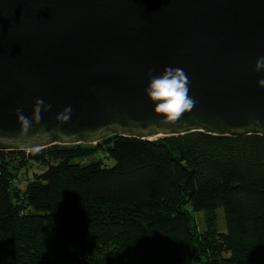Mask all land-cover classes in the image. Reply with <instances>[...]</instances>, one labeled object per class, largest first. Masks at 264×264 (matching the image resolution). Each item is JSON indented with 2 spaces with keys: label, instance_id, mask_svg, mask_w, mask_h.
<instances>
[{
  "label": "water",
  "instance_id": "1",
  "mask_svg": "<svg viewBox=\"0 0 264 264\" xmlns=\"http://www.w3.org/2000/svg\"><path fill=\"white\" fill-rule=\"evenodd\" d=\"M261 56L264 0H0V150L113 135L264 136ZM169 66L184 70L196 101L177 121L145 93L149 69ZM37 99L51 105L39 123ZM66 107L69 120L57 119Z\"/></svg>",
  "mask_w": 264,
  "mask_h": 264
},
{
  "label": "trees",
  "instance_id": "2",
  "mask_svg": "<svg viewBox=\"0 0 264 264\" xmlns=\"http://www.w3.org/2000/svg\"><path fill=\"white\" fill-rule=\"evenodd\" d=\"M99 149L111 166L83 163ZM31 163L41 169L20 190ZM187 206L204 212L202 231ZM0 264H264V136L0 150Z\"/></svg>",
  "mask_w": 264,
  "mask_h": 264
},
{
  "label": "clouds",
  "instance_id": "3",
  "mask_svg": "<svg viewBox=\"0 0 264 264\" xmlns=\"http://www.w3.org/2000/svg\"><path fill=\"white\" fill-rule=\"evenodd\" d=\"M255 72L264 71V56L256 60ZM153 70L149 69V83L145 93L149 100L155 104V111L166 117L168 121H177L184 113L190 112L196 101L189 96V79L181 68L165 67L162 74L153 75ZM259 87L264 88V79L257 81ZM48 111L51 105H46L42 99L35 101L33 119L39 123L41 120V110ZM71 108L66 107L58 114L57 119L69 120ZM18 121L22 125V130L27 132L31 127L29 119L22 114V109H16Z\"/></svg>",
  "mask_w": 264,
  "mask_h": 264
},
{
  "label": "rangeland",
  "instance_id": "4",
  "mask_svg": "<svg viewBox=\"0 0 264 264\" xmlns=\"http://www.w3.org/2000/svg\"><path fill=\"white\" fill-rule=\"evenodd\" d=\"M82 144L87 147H94L96 143H91V144L82 143ZM97 152L98 153H95L94 155L88 156L87 158H85L83 160V163H89V162L100 160L102 161L103 164L107 166H111L113 164V159L110 156H107L106 154H104V152H102V149L101 150L99 149ZM40 169L41 168L38 165L31 163L29 169H27L26 171L22 170L18 174V179H17V182L15 181V185L19 187L20 190H23L27 180L32 179L34 176L33 173H38ZM187 208L192 214L195 228L198 231H202L205 228L204 212L202 210L192 211L189 206H187ZM216 215H217V226L222 227L224 224V217H223V211L221 208H218L216 210Z\"/></svg>",
  "mask_w": 264,
  "mask_h": 264
}]
</instances>
